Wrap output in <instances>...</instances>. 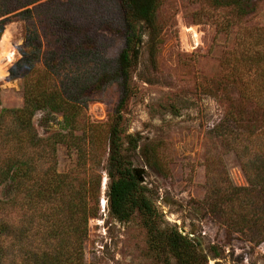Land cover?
<instances>
[{"label":"trees","instance_id":"1","mask_svg":"<svg viewBox=\"0 0 264 264\" xmlns=\"http://www.w3.org/2000/svg\"><path fill=\"white\" fill-rule=\"evenodd\" d=\"M161 1L107 0L109 12L100 24L124 42L109 59L106 36L90 28L80 12L68 7L51 10L54 0L0 5V15L23 8L20 16L28 21L18 47L21 57L10 69L12 77L22 79L23 103L0 109V264H91L84 256V242L88 220L99 211V168L105 153L110 214L119 221L136 214L156 257L166 262L173 258L177 264H207L192 238L164 222L132 167V154L139 148L144 162L164 176L169 174L167 163L155 146L141 148L122 126V109L133 93L131 70L143 33L157 27ZM206 1L234 18L248 12L245 0ZM230 21L224 18L218 29L228 30ZM256 33L240 38L232 52L238 54V66L232 65L231 71L244 76L238 79L241 100L258 107L264 118V32ZM111 83L120 87V97L108 121L86 122L90 91ZM42 109L60 113L67 132L40 136L32 119ZM84 127L87 137L84 132L73 134ZM212 133L223 154H234L247 184H233L222 156L211 158L205 162V193L199 203L226 233L259 244L264 241V126L232 108ZM58 143L76 151V161L67 170L57 168Z\"/></svg>","mask_w":264,"mask_h":264},{"label":"rangeland","instance_id":"2","mask_svg":"<svg viewBox=\"0 0 264 264\" xmlns=\"http://www.w3.org/2000/svg\"><path fill=\"white\" fill-rule=\"evenodd\" d=\"M9 1L17 4L24 0H0V5ZM245 1L248 12L238 19L206 0H162L156 10V29L142 35L139 55L131 70L133 93L122 109L124 134L136 137L141 148L155 146L169 168L167 176L158 173L140 157L138 148L132 154L135 173L148 187V195L164 222L192 238L197 249L206 255L207 264H264V241L254 244L235 233H226L225 227L214 221L199 203L205 193V162L211 158L222 156L233 184H247L234 154H223L212 133L213 126L232 108L255 125L264 126L260 109L240 98L238 79L244 76L231 71L232 65L238 66V54L232 52L236 53L240 38L264 32V0ZM108 5L107 0H54L51 10L68 7L71 12L82 13L90 28L106 36L105 56L109 59L124 42L120 34L100 24L101 17L109 12ZM22 9L0 15V41L5 31L9 34L4 48H0V109L20 107L23 103L22 79L10 74L21 57L18 47L28 24L20 16ZM224 18L233 22L228 30L217 27ZM35 26L45 28L43 23ZM45 39L50 40L49 36ZM119 97L117 83L92 88L85 121L106 123ZM32 123L43 137L67 132L62 115L47 109L36 111ZM82 132L87 137L86 127L73 134ZM56 159L58 170H67L76 161V151L58 143ZM106 160L105 153L99 168V211L88 220L84 242L86 261L177 264L173 258L166 262L149 251L146 231L136 214L127 221H119L110 214Z\"/></svg>","mask_w":264,"mask_h":264},{"label":"bare ground","instance_id":"3","mask_svg":"<svg viewBox=\"0 0 264 264\" xmlns=\"http://www.w3.org/2000/svg\"><path fill=\"white\" fill-rule=\"evenodd\" d=\"M194 36H196V34H194ZM8 39H9V34H8V32L5 31L4 34L2 35L1 41H0V48L1 49L4 48L3 45L7 43ZM104 203H105V201H103V204Z\"/></svg>","mask_w":264,"mask_h":264}]
</instances>
